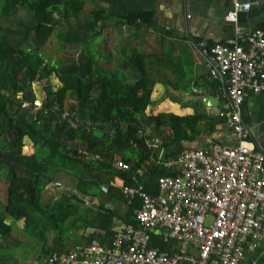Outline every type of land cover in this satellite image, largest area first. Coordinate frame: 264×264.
Here are the masks:
<instances>
[{
	"label": "trees",
	"instance_id": "1",
	"mask_svg": "<svg viewBox=\"0 0 264 264\" xmlns=\"http://www.w3.org/2000/svg\"><path fill=\"white\" fill-rule=\"evenodd\" d=\"M98 1L101 5L95 4L86 13L89 0H0V167L7 173L0 238L10 236L11 226L21 222V234L38 244V264L47 255L71 249L63 246L68 230L93 229L110 238L115 220L135 227L132 217L139 200L124 198L120 186H141L144 192L156 194L157 178L176 175L160 163L175 159L184 143L207 138L222 120L202 113L198 104L190 115L148 114L158 76L146 66V56L130 52L121 65L129 71L128 80L119 69L108 71L100 66L85 48L107 26L156 31L158 0ZM19 10L25 18L3 21ZM63 25L61 46L83 49L77 58L69 56L51 65L43 58V48ZM159 31L169 34L162 28ZM53 78L57 86H44L43 99L35 108L31 85ZM209 83L212 93L219 96L221 82L212 79ZM22 103L28 107L22 108ZM149 128L168 133L157 137L146 133ZM156 137L160 142L153 146ZM25 139L30 153L22 151ZM117 159L127 170L113 167ZM60 174L73 180L71 190L52 188ZM102 185L107 186L106 194L99 191ZM48 190L58 192V197L43 202L42 192ZM84 197L89 206L83 205ZM80 207L85 210L79 212ZM47 235L52 237L49 245ZM81 238L77 246L82 247L85 240ZM150 238V247L170 249L157 236ZM20 244L27 246L19 240L0 244V252ZM6 263L7 258L0 255V264Z\"/></svg>",
	"mask_w": 264,
	"mask_h": 264
},
{
	"label": "built area",
	"instance_id": "2",
	"mask_svg": "<svg viewBox=\"0 0 264 264\" xmlns=\"http://www.w3.org/2000/svg\"><path fill=\"white\" fill-rule=\"evenodd\" d=\"M229 2L225 20L234 23L250 4ZM207 55L209 76L221 82L225 100L217 116L228 131L226 143L207 140L203 146H185L175 159L161 162L176 175L157 178L154 195L141 186H120L124 198L139 200L132 217L136 226L115 220L110 238L86 229L84 246L47 255L43 264H244V251L258 249L264 241V156L248 138L239 108L248 95L264 92V32L254 28L236 33L230 45L215 43ZM152 143L159 141L153 138ZM113 167L128 168L118 159ZM99 191L106 194L107 186ZM82 201L90 205L88 197ZM150 235L170 249L150 247Z\"/></svg>",
	"mask_w": 264,
	"mask_h": 264
},
{
	"label": "crops",
	"instance_id": "3",
	"mask_svg": "<svg viewBox=\"0 0 264 264\" xmlns=\"http://www.w3.org/2000/svg\"><path fill=\"white\" fill-rule=\"evenodd\" d=\"M247 1L250 4L248 11L237 13L233 23L225 20L226 13L231 10L229 0H158L154 17L158 27L156 31L122 27L131 37L130 42L142 43L143 35L153 42L152 48L142 53L146 56V63L150 64L151 72L158 76L151 93L155 109L165 108L168 109L166 113L178 116L192 114L194 104L209 116H217L223 111L225 100L221 97L222 90L219 96L214 95L209 86L212 79L207 50L215 43L230 45L236 33L245 34L254 28L264 32V0ZM160 28L169 34L160 33ZM122 63L118 62L116 66L123 74ZM261 63L264 68V56ZM203 95L216 100L211 101L212 107L201 104ZM239 112L248 138L254 142L255 150L264 156V92L244 98ZM223 123L224 119L211 135L194 145L203 146L207 140L225 144L229 135ZM257 263L264 264V241L258 249L244 251V264Z\"/></svg>",
	"mask_w": 264,
	"mask_h": 264
},
{
	"label": "rangeland",
	"instance_id": "4",
	"mask_svg": "<svg viewBox=\"0 0 264 264\" xmlns=\"http://www.w3.org/2000/svg\"><path fill=\"white\" fill-rule=\"evenodd\" d=\"M95 4L101 5V3H99L98 0H89V2H87L84 6V12L88 13ZM14 15H15L14 17L13 16L9 17L8 19H5L3 21L8 23L9 21H13V19L26 17V14L20 10L17 11ZM70 22H73V21L70 20ZM65 29H66L65 25H63L62 28L57 27V29L54 31L52 36L49 37L47 43L45 44L43 48V51H44L42 53L43 58L45 59L46 62H49L51 65H55L58 60L67 58L69 56L70 57L72 56L73 58H77V56L83 49L82 47L77 46L76 48L75 47L72 48L73 50H70L69 46H64V45L61 46L62 44L59 38L64 33ZM125 30L126 29L124 28L121 29V27L113 29L112 26L111 27L107 26L101 32L100 36L96 38L95 40H93V42L85 48L90 54H92L94 59H96V61L99 62V65L108 71H111V70L115 71V69L117 71L119 68L116 66V63L122 62V61L125 62L131 51L137 50L139 52H146L152 48L151 45L153 44V42L149 39V37H146V35H143L142 36L143 42L140 44H135L133 42H130L129 38L131 37L130 36L128 37V35L125 34L127 31ZM137 37H139V35ZM111 64L114 67L111 66ZM146 66L148 68L150 67L149 62L146 63ZM119 72H120V69H119ZM121 74L122 72H120V75ZM123 75L128 80H131V76L129 75L128 70H125L123 72ZM48 84L49 85L51 84V86H53V84L57 86V81L55 78H53L51 79V81H47V82L42 81V82L33 83L31 85V90L34 93V97H35L34 102H33V106L35 108H37L40 105V102L43 99L42 88L44 86H47ZM66 101H68L67 103H72L71 100L67 99ZM154 106H155L154 104H152V106H149L147 110L148 114L154 115L158 111L168 112V109L160 108L159 110H157L154 108ZM162 130L158 129L157 131L154 132L153 130L149 128L148 130H146V133L149 132L150 135L157 134L158 135L157 137H161L162 132L163 134L168 133V130L166 129H162ZM157 139L160 142V139L159 138ZM194 144H199V139H197L195 142H192V143H184L183 146L184 145L192 146V147L197 146ZM24 146L25 147L22 149V151L25 153L27 152L30 153L31 148L30 149L28 148V146L30 147V144L28 143L26 139L24 140ZM115 158H118V157H115ZM6 174H7L6 169L4 167H0V205L5 203V189L7 186L6 179H5ZM56 180L61 184L63 188L62 190L67 192V190L72 189L73 180L70 177L60 174L56 177ZM57 197H58V192H53L52 190H48L47 193L45 194L42 192L43 202L54 200ZM93 201H94L93 203H95L96 199H94ZM90 207H93V206H90ZM83 210H85V207L79 208V212H83ZM0 213H1V210H0ZM7 222L12 223L10 219H7ZM21 227H22L21 222L14 223L11 226V232H12L11 235L8 236L4 240L0 238V244L2 246L7 242H11L12 244H14V242H16L17 240L21 242H25V244L27 245L25 246V245L20 244L16 248L8 247V248L1 250L0 255L7 258L8 264L10 263L19 264L27 260L28 261L35 260V257L37 254L36 249H38V244L30 240L28 237H25L23 234H21V231H22ZM84 231H85L84 229H80V230H77L75 233H73V231L68 230L65 234V236L66 235L68 236V239L67 238L63 239V246L65 247V249L76 247L82 241L81 237ZM51 238H52L51 235H47V237H45V239L47 240V245H49ZM31 245L32 247H28Z\"/></svg>",
	"mask_w": 264,
	"mask_h": 264
},
{
	"label": "water",
	"instance_id": "5",
	"mask_svg": "<svg viewBox=\"0 0 264 264\" xmlns=\"http://www.w3.org/2000/svg\"><path fill=\"white\" fill-rule=\"evenodd\" d=\"M182 18H183V14H182ZM202 100H201V104L203 105V106H206V107H212V100L213 101H216V100H214L213 98H211V97H209V96H207V95H203L202 97ZM152 233H154V234H156V232L155 231H151Z\"/></svg>",
	"mask_w": 264,
	"mask_h": 264
}]
</instances>
